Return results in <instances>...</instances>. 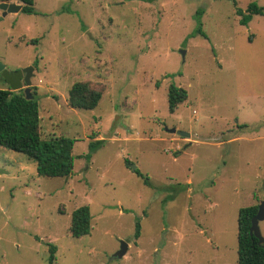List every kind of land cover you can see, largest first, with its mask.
<instances>
[{
    "label": "rangeland",
    "instance_id": "374dc122",
    "mask_svg": "<svg viewBox=\"0 0 264 264\" xmlns=\"http://www.w3.org/2000/svg\"><path fill=\"white\" fill-rule=\"evenodd\" d=\"M34 1L0 20V61L33 67L41 138L76 139L73 170L39 176L0 147V264H237L238 211L264 201V14L235 10L264 0ZM77 81L95 109L69 106ZM171 84L187 92L175 112ZM81 205L91 230L73 237Z\"/></svg>",
    "mask_w": 264,
    "mask_h": 264
},
{
    "label": "trees",
    "instance_id": "16d2710c",
    "mask_svg": "<svg viewBox=\"0 0 264 264\" xmlns=\"http://www.w3.org/2000/svg\"><path fill=\"white\" fill-rule=\"evenodd\" d=\"M4 1H17L22 3V12L35 13L34 0H0V2ZM235 13L240 16L241 24L249 22L253 15L264 14L262 7L254 2L248 4L245 13L240 8H236ZM197 32L204 35L201 28H198ZM31 94L33 98L27 99L23 89L11 91L9 88H0V147L22 153L34 161L39 176H68L73 170L72 148L76 139L56 135L42 139L38 98L34 88H31ZM186 98L185 89L171 84L167 91L169 112H175L178 105L184 102ZM100 99L101 92L82 81L72 84L67 98L70 107L84 110L95 109ZM239 127L246 128L247 124H241ZM101 142L102 140H91L88 144L86 157L90 158ZM134 171L143 178L144 184H149L147 176L143 175L137 168ZM182 188L184 187L182 186ZM180 190L176 189V191ZM257 206L255 204L241 207L238 211L237 264H264V243L258 244L257 238L249 233L251 219L257 212ZM68 229L73 237L87 235L90 232L91 213L88 205H81L71 212ZM139 230L140 223L137 221L136 238L139 236ZM55 251L56 246L51 244L50 261L54 259Z\"/></svg>",
    "mask_w": 264,
    "mask_h": 264
},
{
    "label": "water",
    "instance_id": "95a60500",
    "mask_svg": "<svg viewBox=\"0 0 264 264\" xmlns=\"http://www.w3.org/2000/svg\"><path fill=\"white\" fill-rule=\"evenodd\" d=\"M22 9V3L17 1L14 2H0L1 17L0 20L8 13H18ZM182 55L184 51L181 50ZM0 73L2 77L6 80L9 89L11 91H18L23 89L25 97L27 99H32L31 94V78L33 77V67L28 66L24 69H18L14 71H9L6 69L5 64L0 61ZM170 133H176L182 137H189V132L177 130L175 127L166 128ZM132 170H135L136 166H131ZM264 219V201H260L257 206V212L251 219V225L249 228V233L253 235L258 240V244L264 243V237L262 236L259 229V222ZM128 248V244L121 241L119 249L114 253L115 257H122Z\"/></svg>",
    "mask_w": 264,
    "mask_h": 264
},
{
    "label": "crops",
    "instance_id": "0c3cea01",
    "mask_svg": "<svg viewBox=\"0 0 264 264\" xmlns=\"http://www.w3.org/2000/svg\"><path fill=\"white\" fill-rule=\"evenodd\" d=\"M189 134H190V133H189ZM181 137H182V136H181ZM190 141H191V143H192V142H193V139H191ZM191 143H190V144H191ZM190 144H188V145H190ZM136 168H137V167H136ZM136 168H135V169H136ZM186 188H188V187H186ZM181 193H182V192H181Z\"/></svg>",
    "mask_w": 264,
    "mask_h": 264
}]
</instances>
